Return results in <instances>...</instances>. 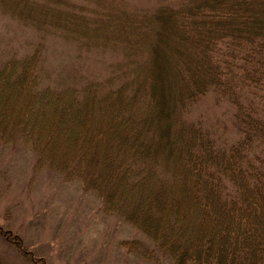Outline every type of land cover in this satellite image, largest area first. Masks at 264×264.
I'll return each mask as SVG.
<instances>
[{
    "label": "trees",
    "instance_id": "obj_1",
    "mask_svg": "<svg viewBox=\"0 0 264 264\" xmlns=\"http://www.w3.org/2000/svg\"><path fill=\"white\" fill-rule=\"evenodd\" d=\"M0 18L34 38L0 47V152L92 196L144 261L264 264V0H0ZM50 42L101 70L60 80ZM0 242V264H47Z\"/></svg>",
    "mask_w": 264,
    "mask_h": 264
},
{
    "label": "rangeland",
    "instance_id": "obj_2",
    "mask_svg": "<svg viewBox=\"0 0 264 264\" xmlns=\"http://www.w3.org/2000/svg\"><path fill=\"white\" fill-rule=\"evenodd\" d=\"M127 1L145 4V0ZM32 36L9 19L0 18V47L10 42L20 48L25 40H33ZM89 58L78 56L69 45L53 42L45 50L47 68L60 80H69L78 72L97 74L101 63ZM102 59L111 57L106 54ZM33 162V154L20 146L0 152V225L17 233L27 250L39 252L47 264H153L122 246L123 240L133 237L147 243L143 235L136 236L115 218L101 216L93 197L82 195L74 183H62L49 171L34 172ZM5 210L8 219H3ZM4 246L0 242V252L9 259Z\"/></svg>",
    "mask_w": 264,
    "mask_h": 264
}]
</instances>
